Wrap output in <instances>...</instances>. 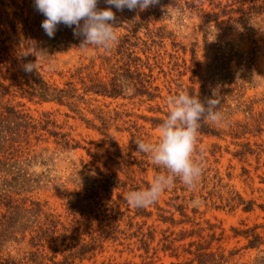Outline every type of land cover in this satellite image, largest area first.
<instances>
[{
  "label": "trees",
  "instance_id": "obj_1",
  "mask_svg": "<svg viewBox=\"0 0 264 264\" xmlns=\"http://www.w3.org/2000/svg\"><path fill=\"white\" fill-rule=\"evenodd\" d=\"M251 2L252 5L246 7L244 0H160L158 5L143 11L127 8L118 11L105 0H99V9L112 7L116 15L118 40L111 49L105 50L95 46L80 47L84 37L74 35L75 26L60 24L55 36L49 38L41 27L45 16L35 9L34 0H0V264H85L86 259L92 260L103 254L106 243L124 246L127 241L129 249L135 246L132 252H142L139 255L141 262L121 264H156V258L161 261L160 252H169V256L177 260L185 257L184 261L170 264H264V223L246 229L232 227L233 238L243 240L245 244L229 251L221 246L224 230L217 234L215 230L219 227L209 220L205 222L207 227L196 223V229L182 230L176 238L166 235L167 230L161 231L162 236L156 242V228H145L146 219L151 218L154 211L147 207H132L119 193L128 187L129 191L150 187L147 179L132 176L133 162L126 157L132 158L134 152L141 157V163H137L142 166L141 170L152 167L155 176L163 174V167L150 164V154L138 151L136 144L140 140L146 141L145 136H148L145 126H140L137 118L151 123V128L156 129L169 115L170 111H163L164 107H169L168 101L163 106L157 102L158 99L165 101L162 88L157 84L161 75H164L170 94L187 91L197 96L195 77L202 75H199L198 43L193 42L188 47L176 42L166 24L171 20V12H180L182 18L188 14L198 16L205 19L206 24L249 22L264 16V0ZM221 29L224 31L221 35L225 34L227 29ZM168 40H171V51L164 50ZM216 41L219 40L215 39L209 46H214ZM260 48L253 47L242 54L241 62L246 63H238L239 68L249 69L248 65L256 61V52ZM65 51L78 53L80 61L61 70L46 68ZM188 54L189 59L186 58ZM167 55L170 61L166 64ZM223 57L219 60L226 59L225 55ZM30 62H36L37 71L28 73L24 70L23 66ZM225 64H220L223 70H226ZM187 71L194 73L190 77L192 85L181 88L175 77L183 76ZM173 84L181 89L174 92ZM238 88L239 85L236 90ZM235 97L237 108L245 114L246 120L238 124L244 129L240 136L253 133L249 130L253 124L258 126L257 132L264 133L261 128L264 94L261 98L244 99L240 89ZM118 100L127 103L114 105ZM28 103L38 106L52 103L64 107L68 110V118L79 119L116 146L113 152L108 151V160L103 162L107 171L96 167L94 177L99 178L89 180L79 191L63 195L61 212L50 207L47 200L35 197V192L51 182L46 172L38 173L35 167H48L56 154L79 149L82 145L67 130L65 123H59L54 112L34 115ZM143 104L150 105V112L165 117H141L127 108L128 105ZM200 132L203 135L219 134L207 124L200 127ZM114 133H128L133 151L122 154ZM240 146L242 150L236 156L246 158L248 154L257 153V160L261 161L263 145L258 152L252 149L250 142ZM112 165L119 173H109ZM116 191L117 198H114ZM192 191H196L195 187ZM101 193H105L104 196ZM232 193L225 199L224 206H242L244 212L255 211L254 200H246L236 191ZM221 201L224 202L223 197ZM153 204L161 222L174 226L182 223L174 218L172 211L160 207L158 201ZM183 206L176 208L186 216ZM259 208L264 210V207ZM164 212L171 216H165ZM122 224L126 227L123 230L120 229ZM188 238L193 240L175 245ZM242 250L257 253L245 262L235 260ZM109 260L100 264H115Z\"/></svg>",
  "mask_w": 264,
  "mask_h": 264
},
{
  "label": "rangeland",
  "instance_id": "obj_2",
  "mask_svg": "<svg viewBox=\"0 0 264 264\" xmlns=\"http://www.w3.org/2000/svg\"><path fill=\"white\" fill-rule=\"evenodd\" d=\"M244 1L246 7L252 5L251 0ZM261 1L259 0V2ZM206 8L209 7L206 6ZM171 14V20L167 21L166 24H168V30L175 35L176 42L188 47H191V43L193 42L198 43V62L201 67L199 75H202L195 77L197 80L196 97L201 102H206L207 99L213 96L214 98H218L220 100L218 110L222 118L218 122L208 119L200 122V127L203 124H207L210 129L216 130L219 134L218 136L203 135L200 132V128L198 130V141L196 150L193 153V159L201 164L202 174L195 185L188 187L179 178H176L173 185L165 190L158 200L160 207L166 211H172L174 218L179 222L182 221V223L174 226L170 223L161 222L158 220V211L154 208L155 204H152L153 206H148L147 209L153 210L154 215L146 219L147 225L145 228L147 229L149 226L156 228L158 231L156 242H158L162 236L161 231L167 230L166 235L170 238H176L182 230L196 229V223L207 227L205 222L209 220L219 227L215 230L217 234L222 233L224 230V240L221 242V246L227 251L238 249L243 247L245 242L233 238L231 228L246 229L255 224L264 223V210L259 208V206L264 207V154L260 162L257 160V153L253 155L248 154L246 158L236 156V153L242 150L240 146L242 143L250 142L252 149L257 152L261 149L260 146L262 145L264 149V133L257 132L258 126L253 124L249 126V130L253 131V133L245 134L243 137L240 136L244 129L238 124L245 123L246 120L245 114L239 112V108H237L238 103L235 97V94L240 89L241 93L244 94V99L261 98L264 94V16L261 15L249 22L243 20L240 23L225 22L217 25L215 23L206 24L205 19L191 16V14L182 18L180 17V12L176 10H173ZM221 28L227 29L225 34L221 35L224 32ZM215 39L219 41H216L214 46H209V43ZM258 46L261 48L256 52V61L248 65L250 66L249 69H240L238 63H246V61L241 62L242 54ZM171 49V40H168L165 43L164 50L171 51ZM223 55H225L226 59L220 61L219 58H222ZM243 56H246V54ZM186 58L189 59L190 55L188 54ZM79 61L80 55L78 53L65 51L57 55L51 61L50 67L46 66V68L61 70L72 67ZM169 61L170 57L167 55L166 64ZM221 62L226 63L223 66L226 70L220 67ZM165 69L167 70V67ZM181 70L184 71L183 68ZM192 76H194V73L187 71L183 76H176L175 79H178L177 82L182 88L192 85L190 81V77ZM157 84L161 86V95L165 98L164 102L161 99H158L157 102L163 106L167 103L168 98L174 95H172L173 93L170 94V89L165 83L163 74ZM237 85L240 88L236 90ZM173 87L174 92L181 89L175 84H173ZM117 103H127V101L118 100L114 102V105ZM152 105L155 106V103H152ZM27 106L37 116L43 111L54 112V117L59 123H65L67 130L82 145L79 149L56 154L54 160L48 162V167L40 165L35 167L38 173L46 172L49 179H51L50 183L34 193L35 197L47 200L50 207L61 212L63 195L71 191H79L86 186L89 180L99 178L98 176L94 177L96 167L107 171L103 167V162L108 160V151L113 152L116 146H112L107 137L87 128L79 119L68 118L66 116L68 110L64 107H59L52 103L42 106L28 103ZM127 108L141 117H165L162 114L150 112L149 104L137 105L135 107L134 105H128ZM163 111H170V107H164ZM133 119H136V117H133ZM137 119L140 126H145V132L148 134V136H145L146 142H158L159 128L152 129L151 123L145 122L142 118ZM261 128L264 130V124ZM114 134L116 136L117 147H119L122 154L126 155L128 152L133 151L134 146L130 145L128 133ZM52 147H54L53 144ZM89 153H92V155ZM126 158L133 162L131 164L132 176L145 178L150 183L152 182L155 172L152 167L141 170L142 168L140 167L142 166L137 164L141 163V157L137 152L133 153L132 158L131 156H127ZM149 163L153 164L151 157L149 158ZM163 170V174H167V170L165 168ZM110 172L119 173L118 169L113 165ZM121 178L125 180L123 175H121ZM193 187L196 189L194 193L192 191ZM129 188L119 191L122 198L126 199L127 194L131 192ZM187 188V191L183 190ZM174 189H177V191H174ZM234 191L239 192L246 200H254L256 202L255 211L244 212L242 206L236 208L224 206V203H226L225 199ZM117 193L118 191L115 192L114 198H117ZM104 194L101 193V196H104ZM178 195H180L179 198ZM221 197L224 198V202L221 201ZM121 203L123 205L122 209H124V202L121 201ZM180 206L184 207L186 216L181 215L177 210L176 207L180 209ZM163 214L171 216L169 212H164ZM125 228L124 224L120 226L121 230ZM190 240L193 239L188 238L183 242H176L175 245L179 246L188 243ZM128 243L129 241L123 246L108 242L105 244L106 251L103 254L97 255L92 260L86 259L85 264H100L104 261L108 263L110 262L109 259H112L111 262L115 264L129 261L140 263L141 258L139 255L142 252L137 250L132 252L131 249L135 248V246L132 245L129 249ZM256 253L257 251L255 250H242L235 260L245 262L254 258ZM159 257L161 261H158L156 258V264H161L162 262L170 264L173 261L185 260V257H181L179 260L170 257L169 252L168 254L160 252Z\"/></svg>",
  "mask_w": 264,
  "mask_h": 264
},
{
  "label": "clouds",
  "instance_id": "obj_3",
  "mask_svg": "<svg viewBox=\"0 0 264 264\" xmlns=\"http://www.w3.org/2000/svg\"><path fill=\"white\" fill-rule=\"evenodd\" d=\"M98 2L99 0H34V6L45 16L41 27L49 38L55 36L60 24L75 26L74 35L84 37L80 47L95 46L108 50L118 40L115 31L116 15L112 7L99 9ZM105 3L118 11L125 8L143 11L158 5L160 0H105ZM23 67L28 73L37 71L36 62L27 63ZM219 104L220 100L214 96L201 102L187 91L168 98L170 112L159 127L158 142H136L138 151L150 154L152 163L165 168L167 174L156 175L146 189L129 192L126 199L131 206L142 208L157 202L176 178L189 187L195 185L202 174L201 164L193 159L200 122L205 119L220 121L222 117L218 110Z\"/></svg>",
  "mask_w": 264,
  "mask_h": 264
}]
</instances>
